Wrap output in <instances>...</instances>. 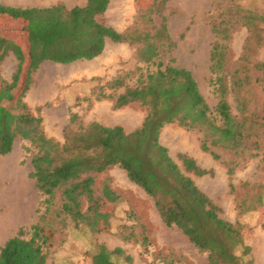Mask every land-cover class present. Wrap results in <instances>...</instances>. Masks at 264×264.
<instances>
[{
    "label": "trees",
    "instance_id": "16d2710c",
    "mask_svg": "<svg viewBox=\"0 0 264 264\" xmlns=\"http://www.w3.org/2000/svg\"><path fill=\"white\" fill-rule=\"evenodd\" d=\"M109 3L110 0H87L84 5L70 8L63 3L47 7L0 4V31L8 18L20 22L24 33L21 40L0 34V65L10 53L18 60L11 82L0 74V154L10 153L17 140L30 142L26 150L31 153L32 177L45 206L40 222L31 226L30 238H25L20 230L1 247L0 264H48L41 231L52 230L54 221L65 226L72 221L77 228L92 234L110 230L113 213L107 215L104 206L116 203L120 196L109 183L98 190L96 177L115 165L154 198L167 225H176L199 251L208 253V264H250L245 260L251 246L245 243L244 225L222 217L221 208L188 175L192 172L202 176L210 170L201 167L195 158L180 154L183 170L162 144L160 134L167 124L197 132L201 148L215 159L221 157L215 148L241 153L247 141L254 138L255 152L251 156L262 155L264 159V104L261 111L248 109L253 81L247 73L251 67L264 73V62L250 63L246 51L241 73L226 70L234 28L242 22L251 32L249 40L260 38L264 13L232 4L228 16L213 26L216 42L211 51V70L219 96L213 110L193 73L174 64L172 52L176 43L168 32L167 0H150L140 9V18L149 24L147 29L136 25L125 31L101 20ZM156 15L162 19L159 25L154 20ZM108 40L137 44L139 61L155 66L140 75L137 85H126L118 78L109 83L111 92L103 86L97 97L112 99L114 108L139 102L147 110L142 125L131 132L121 125L108 126L97 121L84 125L79 115L72 113L64 142L49 137L42 117L24 102L33 74L46 61L69 64L92 60L102 54ZM262 78L263 75L255 81L261 82ZM229 93L238 102L240 114L232 113ZM233 173L234 167H228L230 178ZM58 192L62 203L55 209ZM119 229L126 239L135 236L133 231L125 234L126 226ZM142 243H148L144 234ZM90 253L92 264H118L122 258L133 261L123 248L111 249L99 242Z\"/></svg>",
    "mask_w": 264,
    "mask_h": 264
},
{
    "label": "rangeland",
    "instance_id": "374dc122",
    "mask_svg": "<svg viewBox=\"0 0 264 264\" xmlns=\"http://www.w3.org/2000/svg\"><path fill=\"white\" fill-rule=\"evenodd\" d=\"M149 1L110 0L101 20L119 31L136 25L147 29L149 24L140 18L139 12ZM86 2L0 0V4L18 7H47L63 3L70 8ZM232 4L264 13V0H167L166 3L168 32L176 43L172 52L174 64L193 73L213 110L219 101L211 70V51L216 42L213 26L228 16ZM154 20L157 25L162 23L158 15L154 16ZM21 27L20 22L14 23L7 18L2 22L0 34L21 40L24 39ZM262 27L261 39L255 40H249L251 32L242 22L234 28L228 46V73L244 70L242 56L246 51L250 63L264 62V24ZM137 53V44L108 40L102 54L92 60L69 64L46 61L33 74V83L24 102L42 117L45 133L60 142L65 140V128L72 113H77L84 125L102 120L107 125H121L126 132H131L142 125L146 107L134 102L114 108L112 99L97 100V97L103 86L106 92H111L108 86L115 79H123L126 85L135 86L141 74L155 69V66L139 61ZM17 65L18 60L12 53L1 63L0 74L7 82L12 81ZM253 68L247 72L253 81L248 109L261 111L264 73ZM261 75V82L255 81ZM123 90L124 87L119 91ZM227 99L232 113L240 114L234 96L229 93ZM160 140L183 170L180 154L195 158L201 167L210 170L202 176L192 172L188 175L221 208L222 217L244 225V240L251 246V253L245 260L250 264H264V159L262 155L251 156L255 152L254 138L247 141L241 153L215 148L221 156L219 159L201 148L197 132L177 124L165 125ZM261 144L264 145L263 140ZM29 146V141L17 140L10 153L0 154V249L20 230H23L25 238H30L31 226L40 222L45 211L43 198L32 177L31 153L26 150ZM230 166L234 167L231 178L228 174ZM96 181L98 190L104 183H109L120 196L116 203L104 206L107 215L113 213L111 229L92 234L77 228L72 221H68L66 226L54 221L52 230L44 228L41 231L48 264H92L90 251L96 242L104 243L111 249L121 247L133 258L132 262L118 259V264H167L168 261L173 264H208V253L199 251L176 225H167L154 198L132 182L124 169L118 165L109 167L97 175ZM61 203V193L58 192L54 208H59ZM120 226H126V235L133 231L135 236L124 238L120 234ZM143 234L148 238L147 244L142 243Z\"/></svg>",
    "mask_w": 264,
    "mask_h": 264
},
{
    "label": "crops",
    "instance_id": "0c3cea01",
    "mask_svg": "<svg viewBox=\"0 0 264 264\" xmlns=\"http://www.w3.org/2000/svg\"><path fill=\"white\" fill-rule=\"evenodd\" d=\"M97 122H100V123H102V124H106V122H104V121H102V120H96ZM107 125V124H106ZM108 126H110V125H108Z\"/></svg>",
    "mask_w": 264,
    "mask_h": 264
},
{
    "label": "bare ground",
    "instance_id": "6f19581e",
    "mask_svg": "<svg viewBox=\"0 0 264 264\" xmlns=\"http://www.w3.org/2000/svg\"><path fill=\"white\" fill-rule=\"evenodd\" d=\"M21 209V208H20ZM18 212V211H17ZM9 220H11V219H9ZM10 222H12V221H10ZM8 224V223H7ZM5 225V224H4Z\"/></svg>",
    "mask_w": 264,
    "mask_h": 264
}]
</instances>
